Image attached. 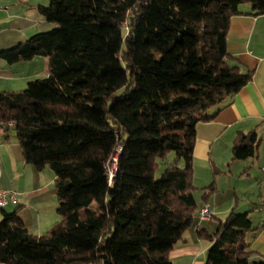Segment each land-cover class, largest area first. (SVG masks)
<instances>
[{
	"label": "trees",
	"instance_id": "1",
	"mask_svg": "<svg viewBox=\"0 0 264 264\" xmlns=\"http://www.w3.org/2000/svg\"><path fill=\"white\" fill-rule=\"evenodd\" d=\"M244 4L264 14V0L40 6L56 26L0 58L45 56L49 72L22 90L0 91V126L14 125L27 164L53 171L61 221L34 235L17 211L3 209L0 264H174L170 253L199 209L197 125L252 78L227 51L231 19ZM255 142V132L237 138L233 159L253 156ZM171 152L174 162L156 178ZM254 231L249 215L235 210L213 233L200 230L210 243L206 264H264L252 256Z\"/></svg>",
	"mask_w": 264,
	"mask_h": 264
},
{
	"label": "crops",
	"instance_id": "2",
	"mask_svg": "<svg viewBox=\"0 0 264 264\" xmlns=\"http://www.w3.org/2000/svg\"><path fill=\"white\" fill-rule=\"evenodd\" d=\"M49 3L50 0H0V50L55 27L39 9ZM227 51L229 63L240 65L244 72L252 71V78L214 111L211 120L197 125L193 193L199 209L209 202L213 215L210 219L201 220L198 209L193 225L170 253L173 263L177 264H206L210 243L199 236V231L213 233L218 221L224 220L232 210L249 215L255 229L247 236L252 256L254 259L264 257V14L253 15L251 7L244 6L242 12L231 19ZM48 72L49 59L45 56L15 63L0 58V91L22 90L30 80ZM11 126L14 127L9 124L5 129L9 130ZM251 132L256 133L254 155L234 160V142ZM4 133L0 130V188L17 186L21 189L18 201L10 202L5 210L17 211L32 234L42 235L49 221L36 200L41 190L17 183L23 177L18 164L24 161ZM22 169L29 173L24 176L25 181L38 179L34 170ZM33 200L37 209L32 206Z\"/></svg>",
	"mask_w": 264,
	"mask_h": 264
},
{
	"label": "rangeland",
	"instance_id": "3",
	"mask_svg": "<svg viewBox=\"0 0 264 264\" xmlns=\"http://www.w3.org/2000/svg\"><path fill=\"white\" fill-rule=\"evenodd\" d=\"M244 6H249V5L244 4L243 7ZM0 128H1L0 129L1 131L3 130V132H5L4 133L5 136H9L8 137V139L10 138L9 141L13 142V143H11V142L10 143L13 144L12 147H13L14 151H18L19 157L23 158L22 150H21V147H20L18 140H17V132H16L15 127L11 126L9 130L5 129L6 126L4 128H2V127H0ZM174 158H175V154L173 152H171L168 155L167 159L164 158V160H162L160 166L158 167V169L155 173L156 178H160L164 168L168 165V163H173ZM23 161L24 162L18 164V170H20V174L23 177H21L17 183H21V185L28 184L26 186L30 189L36 188L38 190H41L40 193L37 195L38 197L36 198V200L40 203L38 205L40 211L43 212V214L45 216H48L49 223H48V225L46 224L47 225L46 228L42 231V234H45L46 232H48L50 229H52L56 224H58L61 221V216L57 211L58 199H57L55 183H54V179H55L54 173L50 169L49 166H46L41 171H37V169H35V167L33 165L27 164L25 162L24 158H23ZM178 162L180 165L183 164L182 160L178 161ZM111 166H112V164H111ZM22 168L34 170L35 171L34 173H36L35 175H37L38 179L36 178L32 182H30L31 181L30 179L25 181L24 176L29 174V173L27 171H23ZM29 172L31 173V170ZM30 177H31V175H30ZM8 180H10V182H11V179L9 177H8ZM10 189L15 190L21 194V191H20L21 189H19L17 186L16 187L12 186V188L10 187ZM31 203L33 204L32 206H34L37 209V207L34 205L35 204L34 200ZM9 209H11V207H9ZM0 219H1V217H0ZM45 221L43 222L44 225H45ZM174 264H177V263L174 262Z\"/></svg>",
	"mask_w": 264,
	"mask_h": 264
},
{
	"label": "built area",
	"instance_id": "4",
	"mask_svg": "<svg viewBox=\"0 0 264 264\" xmlns=\"http://www.w3.org/2000/svg\"><path fill=\"white\" fill-rule=\"evenodd\" d=\"M116 161L117 159L114 158L111 163L109 164V178L112 180V177L116 170ZM112 164V166H111ZM264 172V167H263ZM19 192L12 190V189H2L0 188V216L1 212L10 202H17L19 199ZM213 215V210L211 204L209 202L204 203L198 212V216L201 220L210 219Z\"/></svg>",
	"mask_w": 264,
	"mask_h": 264
}]
</instances>
